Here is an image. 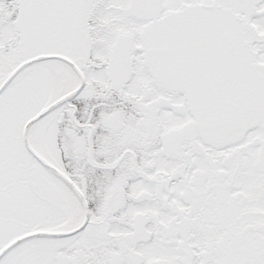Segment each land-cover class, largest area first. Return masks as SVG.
<instances>
[{"label": "snow or ice", "instance_id": "1", "mask_svg": "<svg viewBox=\"0 0 264 264\" xmlns=\"http://www.w3.org/2000/svg\"><path fill=\"white\" fill-rule=\"evenodd\" d=\"M0 264H264V0H0Z\"/></svg>", "mask_w": 264, "mask_h": 264}]
</instances>
